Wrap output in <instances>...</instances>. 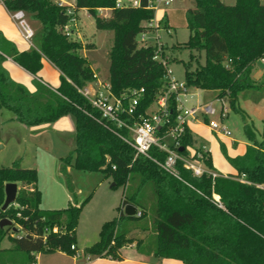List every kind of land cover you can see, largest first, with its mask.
Listing matches in <instances>:
<instances>
[{"label":"trees","instance_id":"16d2710c","mask_svg":"<svg viewBox=\"0 0 264 264\" xmlns=\"http://www.w3.org/2000/svg\"><path fill=\"white\" fill-rule=\"evenodd\" d=\"M3 2L10 11L24 10L39 20L42 28L35 35V47L27 51H20L0 32V115L10 110L26 126L53 123L67 115L74 117L75 146L61 158V172L75 202L63 209H43L38 169L24 168L18 160L10 167H0V218L12 220L11 225L0 228V264H36L38 253L56 250L75 253L71 246L77 247L80 215L91 195L81 202L76 200L69 171L72 166L83 171H104L106 178L112 177L113 187L139 181L138 190L123 196L118 216L102 225L99 239L85 247L86 253L119 257L120 249L130 241L127 232L121 230L122 221H135L146 215L144 205L141 216L126 215L125 206L140 205V190L152 183L156 196L152 224L157 233V257L174 258L185 264H264V131L258 140L254 125L240 105L241 95L264 91V82L252 77L255 63L264 57L262 0H236L235 4L196 0L197 9L188 10L190 38L182 46L205 53L206 60L202 63L191 53L184 63V81L188 87L214 90L225 98L232 111L242 116L251 144L244 154L227 156L236 174L213 177L204 173L197 177L182 170L187 183L164 171L151 158L136 156V150L121 137H127L129 131L106 123L83 95L81 90L96 82L97 75L82 53L83 43L62 31L71 17L65 5L53 0ZM147 4L148 0H142L140 7L118 8L116 0H76V10L87 9L95 17L97 29L114 32L113 46L108 52L113 94L127 97L132 89L145 88L137 114L126 116L130 123L154 105L169 82L166 67L154 58L157 47L139 42V35L146 30L145 23L155 18V10L147 8ZM101 8L110 9L111 14L100 15ZM7 57L34 75L42 69L46 57L60 70L61 84L52 88L35 79L36 90L30 91L11 77L4 66ZM262 97L260 93L257 99ZM175 105L171 99L174 111ZM182 143L197 147L203 153L204 165L216 170L211 153L199 147L191 128L186 129ZM151 155L166 157L155 147ZM10 182L21 184L17 205L3 210L5 186ZM213 194L219 196L222 206ZM54 226L59 228L57 233L52 231ZM6 236L12 245L3 248Z\"/></svg>","mask_w":264,"mask_h":264},{"label":"rangeland","instance_id":"374dc122","mask_svg":"<svg viewBox=\"0 0 264 264\" xmlns=\"http://www.w3.org/2000/svg\"><path fill=\"white\" fill-rule=\"evenodd\" d=\"M65 5L67 8L73 5L74 0H53ZM228 4H235L236 0H224ZM264 3V0H262ZM69 3V4H67ZM71 4V5H70ZM190 8L197 9L196 0H174L170 5H161L156 13L155 22H160V41L163 44V56L168 57L169 66L173 71L172 76L178 81L185 80V62L190 59V54L200 59L203 63L206 60L205 53L186 48L184 45L190 38V30L187 27V16ZM100 15H109L111 10L99 9ZM78 35L73 39L86 42V46L94 44L95 47L87 48L86 57L95 68L97 80L110 84V61L108 52L113 46L114 32L111 30H99L96 27L95 17L88 11L78 10ZM28 22L38 33L41 22L33 19L26 13ZM168 24L165 26V24ZM166 28H171L169 34ZM148 40L155 43L154 31L148 32ZM83 53V51H82ZM193 68L196 62L193 61ZM89 89L94 91L96 87L90 85ZM189 105L198 101L206 102L214 99L217 92H204V90L192 87L190 89ZM197 92L198 94H192ZM264 91L250 92V94L260 96ZM215 105L218 107L219 103ZM242 108L248 112V121L252 123L256 130V137L261 139L264 131V97L255 103L252 97L248 96L240 100ZM11 112L10 110H7ZM218 119V117H215ZM202 122V121H198ZM195 122V123H198ZM44 123L26 126L19 122L9 123L0 127V167H10L15 161H19L24 168H36L39 171L38 185L42 192L41 207L43 209H63L70 204L67 183L65 176H62L61 158L67 156L74 148V140L70 136L61 135L55 128ZM225 124L232 132L234 140L221 138L220 140L211 136V133L200 127L199 143L205 144L211 151L213 166L224 175L235 173V169L227 156L235 157L243 154L246 145L251 144L244 131V121L242 116L230 111L229 117L225 119ZM203 142V143H202ZM71 177L75 185L76 200L83 201L90 196L89 201L82 209L78 227L77 238L81 245L93 244L99 239L101 226L106 221L118 216V206L124 195L131 196L138 190L139 181H130L127 185L111 187L112 177L106 178L104 171H83L71 167ZM19 188L21 184L18 185ZM140 205L146 207V215L138 220L125 219L122 221L121 230L127 232L128 241L124 246L136 243V246L144 247L147 251L155 252L157 247V233L153 227L155 217L156 196L152 183H147L140 190ZM14 234V233H13ZM15 235V234H14ZM12 245L9 237L2 241V247ZM121 250V249H120Z\"/></svg>","mask_w":264,"mask_h":264},{"label":"built area","instance_id":"2783aa9c","mask_svg":"<svg viewBox=\"0 0 264 264\" xmlns=\"http://www.w3.org/2000/svg\"><path fill=\"white\" fill-rule=\"evenodd\" d=\"M0 1L3 2V0ZM173 2L174 0H148L147 8L155 10L156 18V13L161 5H170ZM62 4L60 3V5ZM141 5L142 0H116V7L118 8L140 7ZM76 11V4L67 8V13L71 17L62 26L63 33L69 37L75 35L78 24ZM9 13L22 37L31 45H35L36 31L28 22L26 12L24 10H9ZM154 19L145 23L146 30L139 35L140 44L157 47L154 58L161 61L166 67L167 76L169 77L166 88L160 91L154 105L147 109L145 114H140L138 119L130 123L126 116L131 118L137 114L145 88L132 89L127 97H118L111 91L110 84L98 82L93 92L87 86L81 92L88 98L92 106L100 112L102 119L106 123L118 129L126 128L129 131L127 137H121L136 150V156L144 155L151 158L164 171L184 182L186 181L181 175L182 170L189 171L197 177L202 176L204 173H209L216 177L220 173L216 170L208 169L204 165L202 162L203 153L193 145L184 146L182 139L186 129L190 128L192 123L198 121L205 123L218 136L232 137L231 130L225 124V119L229 117L232 110L231 106L225 98L218 95L206 102L198 101L196 104H188L189 98L192 96L189 92L191 87H188L185 81H178L172 76L173 71L169 66L168 59L162 54L163 44L160 41L161 36L159 34L161 24L160 22H155ZM166 29L169 34L172 33L171 28ZM151 30L154 31L155 43H151L148 40V32ZM261 60L264 61V57ZM44 84L48 85L47 83ZM171 99L175 100V111L171 109ZM216 102L219 103L218 107L215 105ZM216 116L218 119L215 118ZM154 147L161 152H165L166 157L164 159L152 157L151 150ZM182 147H184L183 151L180 150ZM199 147L203 151L211 153L205 144H201ZM185 151L186 153H184ZM213 196L216 203L222 206L219 196L217 194H213ZM12 205H17L16 201ZM17 215L19 217L22 216L21 212H18ZM136 215L141 216L142 210L137 209ZM52 231L57 233L59 231L58 226H54ZM71 249L75 250L73 254L75 257H79L82 254L86 255L85 251L80 250L75 245H72ZM87 259H91V254L87 255Z\"/></svg>","mask_w":264,"mask_h":264},{"label":"crops","instance_id":"0c3cea01","mask_svg":"<svg viewBox=\"0 0 264 264\" xmlns=\"http://www.w3.org/2000/svg\"><path fill=\"white\" fill-rule=\"evenodd\" d=\"M67 4H69V3H67ZM75 4H76V0L73 1L72 6H75ZM82 9L88 11L85 8H82ZM76 12L78 15V11H76ZM0 32L3 33V35L8 40L12 41L20 51H27V50H30L32 47H35V45H31L29 42H27L22 37V35L19 32L15 22L13 21V19L10 16L9 10L5 6V4L1 1H0ZM75 35H78V24H77V27L75 30ZM80 41L84 45L83 55L86 56V54H85V51H87V48L85 47L86 42L82 41L81 38H80ZM4 66L9 71L11 77L16 82L24 84L30 91L36 90L35 79H37L38 81H40L42 83H47L52 88H57L61 84V72H60V70L46 57L43 58V67L38 72L37 75H34L30 71L26 70L24 67H22L17 62H15L11 57H7V59L4 62ZM91 66H92L93 70L95 71L94 66L92 64H91ZM252 77L257 81L264 82V61L260 60V61L255 63L253 71H252ZM98 82H100V81L97 80L96 82L89 83L87 85V87H89L91 84L94 85L95 87H97ZM201 90H203V89H201ZM209 91L216 92L214 90H204V92H209ZM192 94H198V93L193 92ZM248 96L252 97V99H254L255 103L257 101H259L257 99L258 95H253V94H250L249 92L241 95L240 100L247 98ZM244 110L246 111V109H244ZM247 114H248V112H247ZM14 122H18V121L15 119V116L12 112H9L7 110L2 111V113L0 115V127H3L5 125H8L9 123H14ZM47 125L55 128L63 136H70V140H74V142H75V119L73 116H71V115L64 116V117L60 118L59 120H57L53 123H49ZM32 127L35 128V126H32ZM200 127L207 129L211 133V136H213L219 140L221 138L234 140L233 137L218 136L217 134L213 133L210 130V128L203 122H198V123L194 122L190 125V128H191L195 138L198 140V142L201 138ZM248 145L249 144L246 145V149H247ZM240 155H242V154H240ZM70 169H71V167L69 168V171L71 172ZM216 171H218V170H216ZM60 173L62 176H64L61 171H60ZM219 173L222 174L221 172H219ZM236 173L237 172L231 173L229 175L236 174ZM222 175H224V174H222ZM224 176H228V175H224ZM67 190H68L69 202L74 203L75 198L70 193L68 187H67ZM121 204H122V198H121V202H120L119 206ZM137 209H139V208L137 207ZM76 245L80 250L84 251L85 247H87L91 244L81 245L78 241V238H77ZM5 248H7V247H5ZM87 255L88 254L86 253V255L82 254L79 257H75L74 255L68 254V253L61 251V250H56L55 252H51V253H38L36 264H185L184 262H182L181 260H178V259L157 257L154 254V252L147 251L144 247H141L140 244H139V246H136L135 242L130 244L129 246H124L123 248H121L118 258L98 257V256L91 255V259L89 260V259H87Z\"/></svg>","mask_w":264,"mask_h":264},{"label":"water","instance_id":"95a60500","mask_svg":"<svg viewBox=\"0 0 264 264\" xmlns=\"http://www.w3.org/2000/svg\"><path fill=\"white\" fill-rule=\"evenodd\" d=\"M180 150L183 151L184 147H182ZM114 185H115V183L113 182V184L111 186L113 187ZM18 190H19L18 183L10 182V183L6 184V186H5L6 197H5V202L2 206L3 210L8 209L9 206H11L16 201ZM124 210H125L126 215L134 216V215H136V212H137V206L134 204H127L125 206ZM11 224H12V221L10 219L3 218L0 221V228H4V227L11 225Z\"/></svg>","mask_w":264,"mask_h":264}]
</instances>
